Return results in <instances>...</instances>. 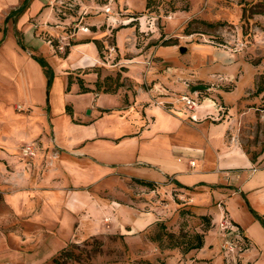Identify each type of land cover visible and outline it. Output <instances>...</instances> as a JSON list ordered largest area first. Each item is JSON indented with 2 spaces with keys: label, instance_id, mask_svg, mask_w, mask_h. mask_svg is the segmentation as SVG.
I'll return each instance as SVG.
<instances>
[{
  "label": "crops",
  "instance_id": "0c3cea01",
  "mask_svg": "<svg viewBox=\"0 0 264 264\" xmlns=\"http://www.w3.org/2000/svg\"><path fill=\"white\" fill-rule=\"evenodd\" d=\"M23 1L0 0V17L18 26L10 13ZM43 1L53 0H30L37 4L20 23L27 27L22 36L33 44L28 47L34 53L26 55L27 49L16 46L44 84V100L30 98L37 119H29L34 130L25 135L41 138L43 145L30 159L14 153L18 143L12 138L0 141L5 147L0 148V186L9 167L14 176L9 183L12 191L5 194L7 215H0V228L13 222L23 228H52L56 239L66 230L78 238L100 232L140 233L159 218L153 211H143L142 202L123 187L141 179L154 182L158 190L171 187L190 196L213 215L217 228L224 214L231 217L249 240L241 261L264 264V223L259 218L264 219V151L251 156L241 143L236 122L245 96L232 97L234 86L228 90L200 83L214 84L222 76L221 84L235 85V55L224 52L216 62L212 49L199 43H185L182 51L183 45L164 44L163 38L148 43L163 36L160 28L143 36L137 30L141 21H123L128 18L127 1L123 8L116 0L112 3L116 23L102 4L79 0L88 29H78L68 50L62 51L48 37L58 40L66 23L57 18V0L42 10ZM15 35H20L18 29ZM8 38L6 29L4 39ZM111 44L116 54L107 63L105 53ZM35 55L44 56L53 68L49 91ZM23 70L19 81L27 88ZM118 75L123 84L117 90L97 89V81ZM79 79L92 90L82 91ZM197 85L206 88L193 90ZM179 93L198 96V107L185 109ZM33 235L37 245L47 238L39 231Z\"/></svg>",
  "mask_w": 264,
  "mask_h": 264
},
{
  "label": "rangeland",
  "instance_id": "374dc122",
  "mask_svg": "<svg viewBox=\"0 0 264 264\" xmlns=\"http://www.w3.org/2000/svg\"><path fill=\"white\" fill-rule=\"evenodd\" d=\"M54 1H43L42 10L50 8ZM116 1L123 8L127 1L130 7L127 6L126 11L154 10L160 13L158 27L163 35H169L165 41L183 46L192 42L210 47L212 56H218L216 62L221 60L224 52L232 54L230 57L235 55L234 61L238 67L236 75L232 77L235 85L221 84V80H216L214 84L209 80H200V83L228 90L234 86L230 91L232 97L245 96L246 104L237 111L236 122L241 143L251 156L263 152L264 0ZM36 4L30 2L20 13L18 26L12 19L5 22L0 17V40H5L0 47V141H16L18 145L14 153L30 159L24 154L25 144L36 141L41 149L43 143L39 137L25 138L27 133L32 134L34 130L29 119H37L34 113L36 107L29 102L30 98L42 102L45 88L33 65L25 63L24 53L16 47L23 49L15 31L18 29L25 46L33 45L22 36V30L27 27L23 29L20 23ZM140 21L143 25L141 28L147 29L145 18L142 17ZM6 29L8 39H4ZM161 39L154 37L148 43H157ZM161 42L164 43V39ZM26 49V55L34 53L29 47ZM20 70L26 76L27 88L20 85ZM260 88L263 90L260 91ZM216 98L220 100V97ZM5 136L12 138V141L5 139ZM0 148L5 147L0 144ZM10 168L9 172H3L4 182L0 186V215L3 216L7 215V208L3 204L5 194L13 189L12 184H9L14 177ZM137 183L130 180L123 187L133 199L142 202L143 211H153L158 215L159 218L148 229L130 236L119 232H100L82 238H78L77 233L71 236V231L66 230L68 233L56 239L52 228H23L22 223L13 222L10 226L0 228V264H56L54 258L62 257L60 252L64 248L73 252L74 256L61 264H235V258L239 262L243 249L236 246L234 253L231 251L227 254L221 230L217 228L213 215L203 209L202 205L180 190L164 186L161 190L155 187L150 191V186L144 188L141 183ZM38 231L47 237L40 245L32 243L33 233L36 235ZM199 233L204 235L203 247L187 250L190 241H197ZM173 243L180 244L172 246Z\"/></svg>",
  "mask_w": 264,
  "mask_h": 264
},
{
  "label": "trees",
  "instance_id": "16d2710c",
  "mask_svg": "<svg viewBox=\"0 0 264 264\" xmlns=\"http://www.w3.org/2000/svg\"><path fill=\"white\" fill-rule=\"evenodd\" d=\"M107 1L108 0H103V1L98 2V3L104 4ZM29 3H30V0H24L23 3L17 9H14L10 13L11 16H14L15 21L19 17L20 13L26 9V7L28 6ZM80 6H81V4H80L79 0H62V3L56 2L55 3V9H56V15H57L58 20L60 22H64V23H70V21L72 23L80 21L82 24H84L83 15H81L79 13ZM127 16H128V18H131L130 22H133V21L134 22L135 21L139 22L140 18L142 16H145L148 21L157 20L159 22L161 20L160 19L161 18V14L158 13L157 11H154V10H146V11H140V12L139 11H129V12H127ZM137 30H138V32L140 31L139 33H142L143 36L151 32V30L141 31V30H139V28H137ZM140 37H142V36H140ZM161 38L164 39V44H169L170 43L169 41H165V40H168V38H164V35ZM17 39H18V42L22 45V47L24 49H26L27 46H25L23 44L22 38H21L20 35L17 36ZM48 39L53 44H55L56 46L58 45V40L57 39H54L53 37H48ZM2 40H0V44H1ZM97 42L101 46V43L99 41H97ZM68 47L69 46H67L66 50H68ZM34 57L40 62V64L42 65V67L44 69V72H45V74L47 76V91H49L50 85H51L52 80H53V75H54L53 68L51 67V65L49 64V62L47 61V59L44 56L35 55ZM70 83H71V79H70L69 84H68V89L70 87ZM79 83H80L82 91L92 90L91 88L86 87L83 84V80L82 79H79ZM122 84L123 83L120 81V76L119 75L117 77H115V78L106 77L104 82L97 81V89H103L104 91H115ZM259 90L262 91L263 89L260 88ZM206 94H210V92L206 91ZM137 182H139L141 184H144V185H147V186H150L151 188L155 187V183L151 182V181L137 179ZM259 218L264 223V219L261 218L260 216H259ZM246 239H247V245H248L249 240H248L247 237H246ZM179 244L180 243H173L172 246H178ZM203 245H204V235L199 233V234H197V241L196 242L190 241V243H189V245L187 247V250H190V249H193V248H201V247H203ZM228 253H229V251H227V254ZM60 255L62 257H55L54 258V262L56 264H61L65 259L67 260L68 258H72L74 256L73 252H70V250L67 249V248H64L60 252ZM240 258H241V254H240ZM234 261H235V264H239V262L240 263L242 262L241 259L238 262L237 258H235ZM242 264H245V263L242 262Z\"/></svg>",
  "mask_w": 264,
  "mask_h": 264
},
{
  "label": "built area",
  "instance_id": "2783aa9c",
  "mask_svg": "<svg viewBox=\"0 0 264 264\" xmlns=\"http://www.w3.org/2000/svg\"><path fill=\"white\" fill-rule=\"evenodd\" d=\"M113 1L114 0H108L106 3L100 5V8L108 14V17L111 19V21L116 23L118 22V17H117L118 13L112 7ZM56 2L62 3V0H57ZM142 17L145 18L148 28L147 29L140 28L141 30L148 31V30H152L151 28L159 26L157 20L148 21L145 16ZM123 21L130 22L131 18H127ZM80 28L88 29V26L82 24L80 21L73 23L72 22L66 23V25L64 26V34L61 35V37L58 39V45H57L58 49L65 51L67 49V46L71 44L73 35ZM115 54H116V46L114 44L109 45L105 53V61L107 63H111ZM219 78L220 80L223 79L222 76H220ZM177 99L183 101L185 109H189V110L196 109L200 103L199 97L191 95L190 93H179L177 95ZM154 101L157 104H160L166 108H170V105L163 100L154 99ZM193 116L196 117L195 115ZM39 150H40V145L36 141H30L26 143L23 148L24 154H26L31 158L35 157L38 154ZM256 169L257 167H253V170ZM218 227L224 236L223 247L225 250L229 252L233 251L234 253L235 251L234 247L239 246L240 249H243L245 246H247V239L244 232L242 231L241 227L231 219V217L224 214L218 222Z\"/></svg>",
  "mask_w": 264,
  "mask_h": 264
},
{
  "label": "water",
  "instance_id": "95a60500",
  "mask_svg": "<svg viewBox=\"0 0 264 264\" xmlns=\"http://www.w3.org/2000/svg\"><path fill=\"white\" fill-rule=\"evenodd\" d=\"M181 49H182V50H185L186 47H185V46H181ZM202 88H206V86H204V85H197V86H195V87L193 88V90H198V89H202Z\"/></svg>",
  "mask_w": 264,
  "mask_h": 264
}]
</instances>
